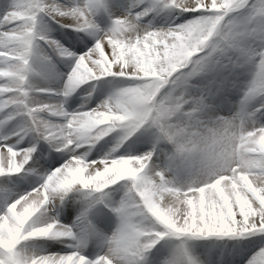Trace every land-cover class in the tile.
Wrapping results in <instances>:
<instances>
[{
    "label": "snow or ice",
    "instance_id": "snow-or-ice-1",
    "mask_svg": "<svg viewBox=\"0 0 264 264\" xmlns=\"http://www.w3.org/2000/svg\"><path fill=\"white\" fill-rule=\"evenodd\" d=\"M0 264H264V0H0Z\"/></svg>",
    "mask_w": 264,
    "mask_h": 264
}]
</instances>
